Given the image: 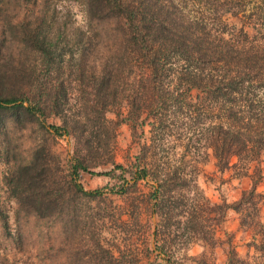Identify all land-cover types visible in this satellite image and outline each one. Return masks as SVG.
Masks as SVG:
<instances>
[{
	"label": "trees",
	"instance_id": "16d2710c",
	"mask_svg": "<svg viewBox=\"0 0 264 264\" xmlns=\"http://www.w3.org/2000/svg\"><path fill=\"white\" fill-rule=\"evenodd\" d=\"M9 1L0 0V129L6 120L22 127L37 115L44 120L53 115L62 122L50 126L56 136H72L76 145L90 149L107 126L115 131L147 121L152 131L177 134L183 150L173 170L154 171L141 162L146 146L132 178L155 182L154 251L167 256L180 230L189 236L216 221L195 179L196 164L211 155L218 171L232 169L252 180L230 208L242 226L254 230L255 241L260 239L254 247L264 255L257 202L262 196L256 193L261 174L254 165L264 159V0H83L81 27L50 0H18L16 7L25 14L12 22ZM107 24L115 28L106 29ZM68 29L80 38L73 46ZM18 46L24 53L13 63ZM33 85L37 94L26 97L24 87ZM75 85L87 87L83 100H72ZM109 113L118 120H109ZM75 162L70 180H51L45 170L35 173L32 164L18 167L8 181L18 208L39 220H56L75 212L65 194L87 202L102 197L84 190L79 173L87 169ZM0 220L7 229L6 215L0 213ZM90 235L101 237L96 231ZM94 247L104 258L96 264H140L137 256L119 260L111 247ZM230 264L247 263L230 258Z\"/></svg>",
	"mask_w": 264,
	"mask_h": 264
},
{
	"label": "rangeland",
	"instance_id": "374dc122",
	"mask_svg": "<svg viewBox=\"0 0 264 264\" xmlns=\"http://www.w3.org/2000/svg\"><path fill=\"white\" fill-rule=\"evenodd\" d=\"M17 1L10 0L6 10L12 22L20 21L25 14L24 10L16 7ZM50 1L57 10L70 11L75 16L76 26L85 24L83 0ZM4 14L3 18L7 16ZM71 14L68 17L70 21ZM226 17L230 21V17ZM105 27L109 30L115 28L108 24ZM67 34L71 35L68 37L71 46L79 42L80 38L73 32L71 34V29ZM13 50L15 63L24 51L19 46ZM7 54L8 51L5 60L8 59ZM32 59L38 67V58ZM73 88L72 100H83L85 95L82 96V92L87 87L75 85ZM23 90L26 97L32 98L37 94L34 85L25 86ZM17 98L24 100L20 96ZM37 117V121L26 124L24 122L29 117H22V127L6 120L5 127L0 129V213L7 218V229L0 220V264H96L104 259L95 249L96 244L111 247L119 260L123 257L133 261L132 257L137 256L140 264H230V258H238L247 264H264V255L254 247L260 239L255 241L254 230L242 226L240 215L230 208L243 191L251 188L249 176L232 169L218 171L211 155L205 163L198 162L196 184L213 210L210 217L216 221L200 227L201 233L194 231L188 236L180 230L178 235L181 237L171 238L173 249L166 256L154 251L152 246V186L155 182L148 177L147 181L133 183L132 178L141 166L138 157L146 146L148 150L141 162L150 163L154 171L165 173L173 170L179 164L183 150L177 134L164 136L159 129L152 131L147 121L141 127L121 124L115 131L107 126L99 131L98 144L91 149L81 148L76 145L74 137L56 136L50 129V126L62 127L58 117L49 115L45 120L39 115ZM107 118L118 120L113 113L107 114ZM76 159L87 169V172L80 171L79 183L86 191L102 192V197L87 202L65 194L76 207L75 212L56 220H39L18 208L8 184L18 167L32 164L35 173L45 170L51 180L58 177L70 180L71 165L76 163ZM254 165L261 174L256 193L262 196L257 198V202L260 221L264 225V159ZM117 166L123 170L116 169ZM122 188L125 194H118ZM92 231L101 237L94 238L90 235ZM202 238L211 243L205 244ZM93 249L94 254L90 257L88 253Z\"/></svg>",
	"mask_w": 264,
	"mask_h": 264
}]
</instances>
